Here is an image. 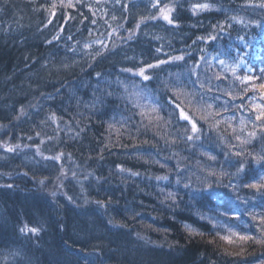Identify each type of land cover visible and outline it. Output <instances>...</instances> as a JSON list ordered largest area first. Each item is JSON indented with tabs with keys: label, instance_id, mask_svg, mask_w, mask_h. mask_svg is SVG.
<instances>
[{
	"label": "trees",
	"instance_id": "16d2710c",
	"mask_svg": "<svg viewBox=\"0 0 264 264\" xmlns=\"http://www.w3.org/2000/svg\"><path fill=\"white\" fill-rule=\"evenodd\" d=\"M52 2L58 0H0V126H6L0 127V145L4 141L21 144L13 153L0 147V185H14L11 189L0 187V264H264V246L235 237L231 244L220 239L232 231L258 236L257 222L247 213L241 214L239 202L227 189L214 184L208 188L201 183L205 177L209 182L216 179L207 176L204 167L234 170L224 156L225 144L239 143L235 135L240 134L241 127L251 130L250 124H240L250 107L242 111L230 107L224 112L220 105L231 97L223 95L215 102L209 99L213 111L220 109V115L206 123L196 106L185 102V96L158 89L157 80L143 82L152 90L151 95L145 94L139 101L130 97L129 93L135 91L132 81L141 84V78L120 72L121 67L131 66L123 59L124 53L136 54L138 61L142 58L155 62L156 47H162L159 59H167L165 53L188 52L191 56H186L184 62L164 66L161 76L180 72L185 63L203 64V56L212 65L209 75L221 74L222 88H227L229 81L235 82L238 98L233 103L238 104L241 95L255 97V102L260 103L259 90L244 92L245 85L235 80L230 67L226 70L219 61L231 66L242 60L237 76L256 75L264 69V10L251 8L261 0H182L178 30L153 27L154 22H150L137 30V40L121 42L115 55L96 61H90L82 51H69L65 40L52 46L45 40L51 39L55 26L66 25L62 35L67 37L71 32L75 37L67 42L69 46L78 40L82 48L83 42L98 38L110 45L114 37L107 33L117 23L132 29L140 15L150 11L147 0H122L131 6L130 12L124 13L125 20L120 19L124 10L115 0H83L77 8L58 10L54 24L45 29L48 13L34 8L47 7ZM196 2L209 3L212 8L194 17L187 9ZM64 11L76 19L65 21ZM113 15L116 21L111 19ZM232 17L243 23H236ZM93 20L97 23L93 24ZM218 24L224 25L225 30L215 31L213 26ZM152 34L163 39L155 40ZM116 35L126 36L127 32L121 29ZM209 35L216 38L208 39ZM245 65L254 71L246 73ZM96 72L103 73V77H97ZM117 77L129 81L128 93L115 83ZM102 79L111 81V86L100 83ZM98 83L105 96L103 103L96 102L92 107L100 95L93 93ZM259 83L264 81L256 79L247 87L251 89ZM185 84L183 91L197 88L189 79H185ZM108 91L114 95L107 96ZM170 100L183 103L190 118L198 122L203 134L196 145L173 143L177 128L174 123H164L169 119ZM244 102L248 104L249 100ZM21 106L26 115L17 119ZM153 107L158 113L152 111ZM52 113L57 116L56 123L47 120ZM157 114L161 120L156 119ZM126 117L131 119L122 126ZM230 117L234 119L229 120ZM216 120L221 123L215 124ZM210 123L215 126L210 127ZM37 132L41 135L37 136ZM29 135L32 140L27 139ZM220 137H224L223 142ZM201 143L205 147L200 148ZM36 146L53 155L62 153L61 160L43 159L36 154ZM260 147L259 139L247 146L253 152ZM203 151L215 155L216 160H207L201 155ZM117 165L126 171L120 172ZM61 167L66 171L63 175ZM132 172L138 175L132 176ZM261 172L264 164L250 165L249 175ZM157 176L168 179L157 180ZM56 179L76 194L72 196L67 191L65 197L60 193L53 199L48 197L47 190ZM40 180L45 183L40 184ZM169 192L174 194L172 200L167 198ZM97 200L105 201L106 206L99 207ZM249 204L257 215L264 211V200L257 198ZM222 212L227 216H221ZM197 213L215 217L216 226ZM23 223L42 225L43 231L38 238L21 235L18 229ZM185 225L204 235L190 237ZM241 247L244 255L225 254L239 252Z\"/></svg>",
	"mask_w": 264,
	"mask_h": 264
},
{
	"label": "snow or ice",
	"instance_id": "6c2138e0",
	"mask_svg": "<svg viewBox=\"0 0 264 264\" xmlns=\"http://www.w3.org/2000/svg\"><path fill=\"white\" fill-rule=\"evenodd\" d=\"M45 3H47V0H45ZM83 3V0H58V2H52L48 4L47 7H44L41 5L40 8H34V11H45L48 13V16L45 18L46 23L44 24V28L48 29L49 26H52L54 24V19L57 16V12L60 9L64 10H71L74 8H77ZM115 3L119 5L120 8L124 10V12L121 14L120 19L125 20L127 17L124 15V13H129L131 6L126 3H122V0H115ZM182 3V0H169V2H166V0H147V6L150 8V11L147 15L141 14L139 17V20L135 23L134 27L132 29H126L124 23H117L115 28H113L112 31L108 32L107 35L112 39L111 44H107L104 42L103 39H93L90 41H86L82 43L81 48V41H76L74 45L69 46L68 41H72L75 39L74 35L70 32L67 37H64L62 33L66 29V25H58L55 26L56 30L54 34L51 36V39H46L45 43L49 46H52L54 43H59L61 40H65V47L72 51L73 53H76L77 51H82L83 55L87 56L90 61H96L97 58H104L106 55H115L116 52L119 49V45L121 42L126 43L127 41L137 40V30H142L144 27H146L150 22L153 23V27L160 25L162 27L166 26L168 29L172 30H178L180 28V19H179V9L180 5ZM212 5L209 3H190V7L187 9V11H190L192 16H198V14L211 10ZM251 8L253 11H256V9L264 10V0H261L259 4H253L251 5ZM89 9L94 11L92 9L91 5H89ZM83 15V14H82ZM63 19L65 21L69 20H75L76 16L69 15L68 11L63 12ZM113 21L117 20V17L113 15L111 17ZM232 20L236 21V23H243L242 20H237L236 17H232ZM251 23H257V20H251ZM83 23V21H81ZM93 24L97 23L96 20L92 21ZM121 29H124L127 32L126 36H117L116 33L120 32ZM213 29L218 32H222L225 30L224 25H215L213 26ZM145 35H149L148 32L144 33ZM89 35L91 36L92 33L89 31ZM153 39L155 40H162L163 38L159 35L152 34ZM208 39H215L216 37L209 35L207 37ZM204 39V37H197V40ZM196 44V41H193V45ZM93 45H98L99 47L94 48ZM191 48L192 46L189 45ZM201 52L204 51V49H200ZM162 52V47H156L154 49V53L157 54L155 58V62H148L147 59H139L137 60V55L134 54L132 56H128L127 53H124L123 59L125 61H128L131 66L128 67H121L120 72L121 73H130L133 77H140L141 78V84L143 82H148L149 84L153 80L159 81L158 89H162L165 91L171 90L174 91L178 96L183 95L185 96L186 103L192 104L196 106L197 110L202 113L201 119H203L206 123H209L214 117L220 115V109H222L224 112L229 111V108L231 107L235 111H242L246 108L251 109L246 119H242L240 121L241 126L245 124L251 125L250 131H245L244 127H241L240 134L235 135V139L239 141L237 144H231L226 143L224 151V156L226 157V161L228 163V166L234 170L228 171L225 170L224 167H221L219 171H217L214 168L210 167H204L202 170H206L207 176H214L216 177L214 182H209L207 180V177H205L201 183L205 184L208 188L213 187V184L216 187H222L227 189L231 195L234 197V199L239 202V208L242 209L241 214L247 213L253 221L257 222V228L259 235L258 236H252L248 234H240L238 232L232 231L230 236H221L220 239L228 242L229 244L233 243V237L237 238L241 242H254L256 244L264 246V211L260 212L258 215L250 210V204L249 202L252 200H255L257 198L264 200V172L259 173L258 175H249L250 172V165L251 164H264V83H259L258 85H253L251 89L247 87V83L254 81L256 79H260L264 81V69H261L259 73L256 75H243V76H237L236 73L240 67V64L243 63V61H237L236 63L232 64L231 66L226 65L225 61L220 60L219 63L222 67H224L226 70L230 67L231 74L235 77V80L239 81L240 84L245 85L243 88L244 92H255L257 89L259 90V101L260 103H256L255 97H252L249 99L246 96L241 95L239 97V103H233L238 97L236 95V91L234 89L236 88L234 81H229L227 88H222L221 85L223 84V80L221 79V74L213 72L211 75H209V72L212 68V65L209 61H207L203 56L201 57V60L203 61V64L199 62H194L191 65H188L185 63L183 69L180 72H168L167 77L161 76V73L164 71V66L169 64H175L176 62H184L186 56H191V53L183 52L179 55H171L170 53H165L167 56V59H159L158 54ZM141 57L144 56V53L141 52L139 54ZM91 67V64L89 65ZM67 68L68 65H65ZM254 70L248 66L245 65V72L246 73H252ZM95 75L97 77H103V73L96 72ZM194 77L195 79H191ZM185 79H189L192 84L197 85L196 89H193L192 91H183L187 87L185 84ZM215 81H220V84L215 83ZM100 83H105L111 86V81L108 80H101ZM115 83L117 85H121L124 88V91L128 93V85L129 81L127 79H120L117 77ZM141 84L136 83L134 80L132 81V88L135 89V91L129 93L130 97H135L137 101L139 99L143 98L145 94L151 95V89L148 88L147 84H143V87ZM218 93L217 95H212L213 92ZM99 92L100 95L96 96V93ZM94 96H96L95 102L93 103L92 107H95V103H103V97L105 96L104 90H102L99 87V83L96 88L93 90ZM107 96L114 95L113 91H108L106 93ZM223 95H227L231 97V100L224 99L223 103L220 105V109H217L216 111H213V103H209L208 100L220 101L222 99ZM249 100L248 104H245V100ZM169 107L167 110L169 119L167 121H164L165 124H175L177 131L174 134L173 143H180L183 142L186 145H196L197 141H201L202 138V129L198 127V122H196L193 118H190L189 114H187L183 103H176L175 101L170 100L168 102ZM32 105H29L31 107ZM137 107H140V105L137 103ZM153 112L158 113V109L156 107L152 108ZM26 115V109L24 106H21L19 109V115L16 117L19 119L20 117ZM143 115V113H141ZM130 117H126L124 121L121 122V125L123 126L124 123H126L128 120H130ZM157 120H161L162 118L157 114L156 116ZM229 120L234 119V117L228 118ZM48 121H51L52 123L57 122V116L55 113H52L47 117ZM186 122V123H181ZM41 123H45V121H42ZM221 121L216 120L215 124H220ZM190 126V127H189ZM215 125L210 123V127H214ZM231 127L232 125L229 124ZM0 127H6V126H0ZM108 127L111 129L112 125L109 124ZM182 130V131H181ZM235 132V129H233ZM41 135V133L37 132V136ZM28 140H32L33 137L29 135L27 137ZM51 139V138H50ZM259 139L261 142L260 150L257 152L249 151L247 146L251 145L254 140ZM221 142L224 141V137H220ZM44 141L42 140L41 143ZM144 143H148L145 141ZM122 147H126L125 145H120ZM0 147L4 148V151L6 153H13L15 150L21 148V144H12L9 141H4ZM24 147H28V145H24ZM105 147H111V145H106ZM200 148L205 147L204 143H201L199 145ZM36 154L43 156L41 149L39 146H36ZM201 155L207 157V160L209 161H215L216 156L212 155L210 152L203 151L201 152ZM62 158V153L53 155V156H43V159L45 160H51V161H60ZM71 157L69 156V159ZM102 158V157H101ZM117 168L120 172L126 171L123 169L120 165H117ZM61 175L64 174V169L61 167L60 169ZM24 175H28L27 172L24 173ZM91 175V173H89ZM132 176L138 175L136 172L131 173ZM76 176V173L73 172V177ZM157 180H167V176H157ZM197 179H200L199 177ZM225 180L227 183H225ZM177 183H181L180 179H177ZM44 180H40V184H44ZM14 185L13 184H5L0 185V187H6L11 189ZM60 185H58L59 187ZM186 187H189V184H185ZM83 191V188L81 189ZM242 193H244L242 195ZM57 193L54 191L52 192V196L55 197ZM167 198L169 200H172L174 198V194L172 192H169L167 194ZM71 199V197H69ZM85 203H88L87 198L85 199ZM95 203L103 208L106 206L105 201L97 200ZM107 203H110L108 201ZM264 207V205H261ZM200 218L203 220H208L210 223L215 225V217H208L203 214H199ZM221 216H227V213H220ZM232 219H236L235 216L232 217ZM109 223H112L109 221ZM115 226V225H114ZM185 229L188 232V235L191 236H203V232H198L195 228H192L189 225H185ZM18 231L21 233V235H28L31 237L38 238L40 236V233L43 231L42 225H34L30 226L29 223H23ZM142 238V237H141ZM143 239V238H142ZM209 243H212V241H209ZM226 255H233V256H241L245 254V249L241 247L239 252H226ZM14 255H18V253H15Z\"/></svg>",
	"mask_w": 264,
	"mask_h": 264
},
{
	"label": "rangeland",
	"instance_id": "374dc122",
	"mask_svg": "<svg viewBox=\"0 0 264 264\" xmlns=\"http://www.w3.org/2000/svg\"><path fill=\"white\" fill-rule=\"evenodd\" d=\"M40 137H42V136H40ZM40 149L42 150L43 148L40 147ZM46 150H47V149H44L43 151H41L42 154H43V156H53L52 153H48ZM65 168H67V166H65ZM65 168H64V169H65ZM66 170H67V169H66ZM64 171H65V170H64ZM65 172H66V171H65ZM72 175H73V174H72ZM57 183H58V184H57ZM56 184H57V186H56ZM58 185H60V186L58 187ZM56 188H58V190H56ZM54 191H55L57 194L60 193L62 196H64V193L67 194V191H69L70 195H72V196H74V194H76L72 189H69L68 187H67V189H66V187L63 186L61 182L59 183V182L57 181V179L53 181V183L51 184V187L47 190V193L49 194L48 197H50L51 199H53L52 192H54ZM64 197H65V196H64Z\"/></svg>",
	"mask_w": 264,
	"mask_h": 264
}]
</instances>
